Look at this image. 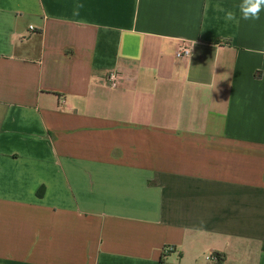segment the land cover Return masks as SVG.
I'll list each match as a JSON object with an SVG mask.
<instances>
[{
    "label": "crops",
    "instance_id": "1",
    "mask_svg": "<svg viewBox=\"0 0 264 264\" xmlns=\"http://www.w3.org/2000/svg\"><path fill=\"white\" fill-rule=\"evenodd\" d=\"M239 3L0 0V264H264V12Z\"/></svg>",
    "mask_w": 264,
    "mask_h": 264
},
{
    "label": "clouds",
    "instance_id": "2",
    "mask_svg": "<svg viewBox=\"0 0 264 264\" xmlns=\"http://www.w3.org/2000/svg\"><path fill=\"white\" fill-rule=\"evenodd\" d=\"M238 9L240 13L239 18H237V15L234 11H226L223 7L217 5V10L225 13L224 19L226 21H232L239 24L241 19L245 21L260 20L261 12H264V0H240ZM254 51L257 55H264V50L257 49Z\"/></svg>",
    "mask_w": 264,
    "mask_h": 264
},
{
    "label": "built area",
    "instance_id": "3",
    "mask_svg": "<svg viewBox=\"0 0 264 264\" xmlns=\"http://www.w3.org/2000/svg\"><path fill=\"white\" fill-rule=\"evenodd\" d=\"M190 54H191V49L188 43L186 42H182L174 53L175 57L178 59H187L190 56ZM120 79H121V75L118 71H110L105 76V81L111 88L119 87ZM172 250H173L172 247H167L164 249V252L167 253ZM206 260L207 261L215 260V256L214 255L207 256Z\"/></svg>",
    "mask_w": 264,
    "mask_h": 264
},
{
    "label": "trees",
    "instance_id": "4",
    "mask_svg": "<svg viewBox=\"0 0 264 264\" xmlns=\"http://www.w3.org/2000/svg\"><path fill=\"white\" fill-rule=\"evenodd\" d=\"M165 248H167V247H165ZM163 253L165 254V252H163ZM214 256H215V264H223L224 263L225 257L223 255L214 254Z\"/></svg>",
    "mask_w": 264,
    "mask_h": 264
},
{
    "label": "rangeland",
    "instance_id": "5",
    "mask_svg": "<svg viewBox=\"0 0 264 264\" xmlns=\"http://www.w3.org/2000/svg\"><path fill=\"white\" fill-rule=\"evenodd\" d=\"M207 256H210V254H208ZM207 256H206V257H207ZM205 259H206V258H205ZM205 263H206V264H207V263H208V264H215V260H210V261H207V260H206Z\"/></svg>",
    "mask_w": 264,
    "mask_h": 264
}]
</instances>
